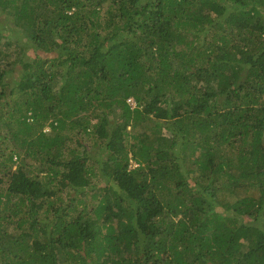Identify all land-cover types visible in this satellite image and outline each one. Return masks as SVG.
<instances>
[{"label":"trees","instance_id":"1","mask_svg":"<svg viewBox=\"0 0 264 264\" xmlns=\"http://www.w3.org/2000/svg\"><path fill=\"white\" fill-rule=\"evenodd\" d=\"M0 11V264H264V0Z\"/></svg>","mask_w":264,"mask_h":264},{"label":"rangeland","instance_id":"2","mask_svg":"<svg viewBox=\"0 0 264 264\" xmlns=\"http://www.w3.org/2000/svg\"><path fill=\"white\" fill-rule=\"evenodd\" d=\"M6 15H5V13H2L1 11H0V27H2L3 28V32L4 33H7V34H19L20 35V32L21 31H17V28L15 27H13V24L11 23L12 22V19L13 18H8V17H5ZM25 35V33H22V35ZM30 55H31V53H30ZM16 72H15V74L14 75H16L17 73H18V68H16V70H15ZM134 104V103H133ZM132 104V105H133ZM49 128H46V130H48ZM130 163H131V166L130 167H132V166H135L136 165V163L134 162V160L131 158L130 159ZM98 183V185H99V182L96 180V184ZM96 187L97 186H95L94 188H93V191H96ZM98 188V187H97ZM88 192V191H87ZM93 192H92V190H90L89 192H88V194H84V195H82V198H84L83 200H89L90 198H91V194H92ZM82 206V205H81ZM247 219V218H246ZM245 219V220H246Z\"/></svg>","mask_w":264,"mask_h":264},{"label":"built area","instance_id":"3","mask_svg":"<svg viewBox=\"0 0 264 264\" xmlns=\"http://www.w3.org/2000/svg\"><path fill=\"white\" fill-rule=\"evenodd\" d=\"M129 101L131 102V99H129Z\"/></svg>","mask_w":264,"mask_h":264}]
</instances>
